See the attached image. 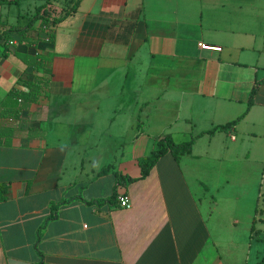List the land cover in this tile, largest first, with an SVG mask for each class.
Returning a JSON list of instances; mask_svg holds the SVG:
<instances>
[{"label":"crops","instance_id":"crops-1","mask_svg":"<svg viewBox=\"0 0 264 264\" xmlns=\"http://www.w3.org/2000/svg\"><path fill=\"white\" fill-rule=\"evenodd\" d=\"M17 1H0L1 23L38 12L20 23ZM48 6L58 17L71 7ZM48 30L53 41L39 21L27 41H0V126L14 128L10 144L0 138V264H227L239 231L228 210L264 197L234 176L237 160L264 168V0H81ZM19 53L51 57L53 73L10 120L9 91L27 94L21 79L43 73ZM235 119L139 178L142 139L180 143ZM108 134L130 148H111ZM219 154L227 162H198ZM117 172L137 179L116 187Z\"/></svg>","mask_w":264,"mask_h":264},{"label":"trees","instance_id":"trees-1","mask_svg":"<svg viewBox=\"0 0 264 264\" xmlns=\"http://www.w3.org/2000/svg\"><path fill=\"white\" fill-rule=\"evenodd\" d=\"M49 1L47 0L44 4H42L38 12L25 24V25H8L5 23L0 22V28H3L4 30L0 34V41L3 39L4 43L1 44L5 46L6 44H10V40L14 39L16 35H20V41H27V33L29 30L34 28L37 21H39L42 25L43 30H45L46 37H48L50 40H54V31L48 30V26L50 25H56L59 22H61L65 17H67L69 14L77 10L78 5L80 4L81 0H75L73 5L70 7L69 10H67L66 14L62 17L53 16L51 10L49 9ZM3 54H6V47H4ZM18 56L22 58L28 65H32L34 69L40 70L43 69L42 74L35 75L31 80H25L21 79V83L28 87L29 91L27 94H23L21 90L17 87H13L8 95L6 100L4 101V109H3V115L4 117L9 118L10 120L14 119L15 117H18L22 110L29 108L33 103H36L39 98L47 91V89L50 87L51 80H52V69H51V62L52 58L49 56H45L43 54H22L19 53ZM255 91H253L249 104H252L253 102V96L255 94ZM239 119V118H238ZM238 119L232 120L231 122H228L227 124L216 126L215 128L208 130V131H202L196 136H194L192 139L188 141L183 142H176L171 135H164V136H157V148L153 150L150 154L140 156L138 158V164L141 167V174L139 178L145 177L150 170L153 168V166L157 163L159 158L166 154L168 151H171L174 157L177 159V161H180L182 156L189 152L192 148V145L195 141V139L203 135L204 133H215L217 129H228L235 125L238 122ZM14 133L13 126H0V138L4 137V143L10 144L11 138ZM0 141H2L0 139ZM116 187L119 185H122L126 182L133 181L137 179V177H127L119 172L116 173ZM0 200L4 199V193L6 191L5 186H0ZM117 194L115 193V196ZM259 201H258V207L256 208V214L259 212ZM254 222H256V217L254 218ZM255 230V223L252 225V231ZM41 264V263H38ZM258 264H264V254L262 255L260 261Z\"/></svg>","mask_w":264,"mask_h":264},{"label":"rangeland","instance_id":"rangeland-1","mask_svg":"<svg viewBox=\"0 0 264 264\" xmlns=\"http://www.w3.org/2000/svg\"><path fill=\"white\" fill-rule=\"evenodd\" d=\"M4 1V0H0ZM47 0H18L17 4L13 7L15 8L16 14H18V21L20 23L27 22L38 10L39 6L44 4ZM75 0H57V3L59 6L65 4L68 6H71L74 3ZM47 36V35H46ZM124 94L130 95V91H125ZM112 99V98H111ZM110 108L113 109V107L108 106L107 110ZM113 127L115 126L114 124ZM230 138H228V141ZM108 144L111 148L117 147L118 144H123L125 149L130 148V142L131 140H120L115 137H110L108 134ZM203 146H206L205 139H202L200 141ZM226 143L225 140L217 142V145ZM136 150L140 154L143 153V155L150 154L153 150L157 148V137L153 139H142L138 144L136 145ZM113 152V151H112ZM218 156V155H215ZM214 155H208L201 158L198 162L201 164H208L213 162L218 163H224L227 162L226 160H223L225 158V155L221 156L219 154V159L216 158ZM224 157V158H223ZM234 157L237 159L238 154L236 153ZM107 158L108 161L113 162L115 159L114 155H108ZM242 164L240 160L235 161V180L236 181H242V180H249L252 182H257V190H262L264 195V168L263 165L259 166L256 164L255 161L248 162L246 161L247 166L249 167L248 171H242L239 169V165ZM254 186V185H253ZM253 186H250L251 188ZM234 207L232 211L228 210V219L230 222V218H232L233 224L236 226L235 228L239 231L236 233V242L235 247L231 251H224L223 260L228 264H242L241 261H243V256L245 255V260L243 264H256L258 260L262 257L264 254V197H262V200L259 203V212L256 214V208L258 207V203L256 204V201L254 198H251V201H245L244 202H236L233 203ZM256 214V215H255ZM227 214L225 213L224 216ZM256 217V222H254L253 218ZM239 220V223H236V220ZM252 223H255V230L253 232V236L248 238L249 233V226ZM250 234V233H249ZM241 243L243 246H241ZM223 253V252H222Z\"/></svg>","mask_w":264,"mask_h":264},{"label":"built area","instance_id":"built-area-1","mask_svg":"<svg viewBox=\"0 0 264 264\" xmlns=\"http://www.w3.org/2000/svg\"><path fill=\"white\" fill-rule=\"evenodd\" d=\"M17 41L15 39L10 40V44H15ZM232 138H235L234 135H232ZM119 204L123 207H130L131 206V201L130 197L128 195L122 194L119 196Z\"/></svg>","mask_w":264,"mask_h":264}]
</instances>
